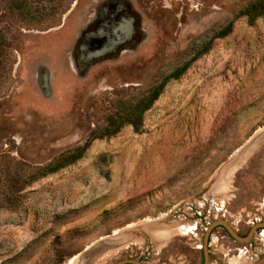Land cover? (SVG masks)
Masks as SVG:
<instances>
[{
	"label": "rangeland",
	"instance_id": "rangeland-1",
	"mask_svg": "<svg viewBox=\"0 0 264 264\" xmlns=\"http://www.w3.org/2000/svg\"><path fill=\"white\" fill-rule=\"evenodd\" d=\"M101 1L0 0V264H202L206 224L264 223V16L233 18L254 0H128L138 39L80 67ZM206 42L137 130L30 176ZM262 231L213 227L205 264H264Z\"/></svg>",
	"mask_w": 264,
	"mask_h": 264
},
{
	"label": "trees",
	"instance_id": "trees-1",
	"mask_svg": "<svg viewBox=\"0 0 264 264\" xmlns=\"http://www.w3.org/2000/svg\"><path fill=\"white\" fill-rule=\"evenodd\" d=\"M240 16L247 18L249 22H252L257 17L264 16V0H254L252 2L247 3L244 7H242L236 12L233 18H237ZM232 21L233 19L228 21L214 34H212L209 38V41L213 38H219L227 35L231 29ZM207 42L206 45H203L200 51L193 53L191 59H189L186 63L174 68L168 74L163 76L157 84L151 87V89L147 92L146 95L139 97L136 101H134L128 106L119 107L117 111L108 115V117H106L105 119L104 125L96 131H91L89 137L86 138L82 144L76 145L60 153L57 157L51 159L45 165L33 171L30 176L37 177L44 174H49L55 172L57 169L65 165L73 163L83 155L85 149L89 145L90 140L94 138L101 139L112 136L124 124H128L134 130H137L141 124V113L145 111L157 98L164 84L169 79H177L180 74L184 71V69L188 66L190 61L194 60L196 57L199 56V54H201L207 49Z\"/></svg>",
	"mask_w": 264,
	"mask_h": 264
},
{
	"label": "flooded vegetation",
	"instance_id": "flooded-vegetation-1",
	"mask_svg": "<svg viewBox=\"0 0 264 264\" xmlns=\"http://www.w3.org/2000/svg\"><path fill=\"white\" fill-rule=\"evenodd\" d=\"M128 3V0L101 1L97 17L83 29L79 43L73 49L80 67L110 58L138 39L139 23Z\"/></svg>",
	"mask_w": 264,
	"mask_h": 264
},
{
	"label": "water",
	"instance_id": "water-1",
	"mask_svg": "<svg viewBox=\"0 0 264 264\" xmlns=\"http://www.w3.org/2000/svg\"><path fill=\"white\" fill-rule=\"evenodd\" d=\"M218 225L222 226L230 237H232L234 240L240 241V242L248 241L251 238L253 232L257 228L264 227V223H262V222L256 223L250 227V229L248 230V232L246 233V235L244 237H239L231 229H229V227L227 226V224L224 221H222V220L212 221L209 225H206L203 236H202V245L201 246H202L203 258H204L202 264H205L207 261V255L205 253V246L207 243L208 234L210 233V231L213 227L218 226ZM123 263L140 264L139 262L132 261V260H124V261L118 262L116 264H123Z\"/></svg>",
	"mask_w": 264,
	"mask_h": 264
},
{
	"label": "built area",
	"instance_id": "built-area-1",
	"mask_svg": "<svg viewBox=\"0 0 264 264\" xmlns=\"http://www.w3.org/2000/svg\"><path fill=\"white\" fill-rule=\"evenodd\" d=\"M206 225H208V224H206ZM206 225H205V227H206ZM259 228H264V227H259ZM204 230H205V228H204ZM209 235V234H208Z\"/></svg>",
	"mask_w": 264,
	"mask_h": 264
},
{
	"label": "bare ground",
	"instance_id": "bare-ground-1",
	"mask_svg": "<svg viewBox=\"0 0 264 264\" xmlns=\"http://www.w3.org/2000/svg\"><path fill=\"white\" fill-rule=\"evenodd\" d=\"M263 233H262V236L264 235V231H262ZM244 253V252H243ZM237 256V255H236Z\"/></svg>",
	"mask_w": 264,
	"mask_h": 264
}]
</instances>
